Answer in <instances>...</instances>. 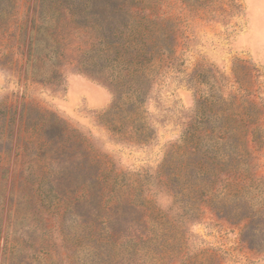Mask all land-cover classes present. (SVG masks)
<instances>
[{"label": "rangeland", "instance_id": "374dc122", "mask_svg": "<svg viewBox=\"0 0 264 264\" xmlns=\"http://www.w3.org/2000/svg\"><path fill=\"white\" fill-rule=\"evenodd\" d=\"M136 1L170 49L130 123V104L113 116L123 106L85 20L56 26L40 0H0V233L22 243L13 264L72 256L48 206L57 172L91 151L182 232L164 264H264V0Z\"/></svg>", "mask_w": 264, "mask_h": 264}, {"label": "trees", "instance_id": "16d2710c", "mask_svg": "<svg viewBox=\"0 0 264 264\" xmlns=\"http://www.w3.org/2000/svg\"><path fill=\"white\" fill-rule=\"evenodd\" d=\"M75 19L86 21L80 30L89 29L98 36L97 58L111 73L112 87L119 93L112 109L119 102L123 106L113 116L130 104L135 111L123 109V119L141 121L136 106L146 95L151 68L170 49L166 30L155 25L158 17L140 8L136 0H40V21L53 20L59 26L60 21L71 24ZM197 131L192 130L194 134ZM194 140L190 149L196 156L199 138ZM83 155V161L75 157L70 168L57 172L56 200L48 206L58 219L60 248L72 252L71 257L57 252L61 263L74 259L79 264H164L179 254L184 237L174 222L143 199L139 188H132L112 169L102 166L99 155L92 151ZM193 166L196 169L200 164ZM67 212L73 219L69 233H63ZM1 238L2 262L13 264V248L22 243L8 232L0 233ZM29 246L33 247L32 243ZM17 264H26V260L20 257Z\"/></svg>", "mask_w": 264, "mask_h": 264}]
</instances>
